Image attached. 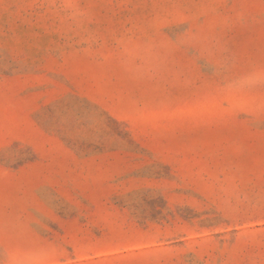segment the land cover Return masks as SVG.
I'll return each mask as SVG.
<instances>
[{"label": "rangeland", "instance_id": "1", "mask_svg": "<svg viewBox=\"0 0 264 264\" xmlns=\"http://www.w3.org/2000/svg\"><path fill=\"white\" fill-rule=\"evenodd\" d=\"M0 264H264V0H0Z\"/></svg>", "mask_w": 264, "mask_h": 264}]
</instances>
